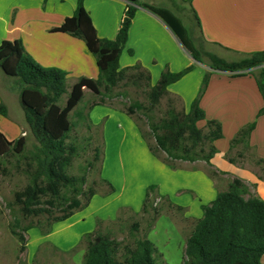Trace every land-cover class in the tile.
<instances>
[{"label":"crops","instance_id":"1","mask_svg":"<svg viewBox=\"0 0 264 264\" xmlns=\"http://www.w3.org/2000/svg\"><path fill=\"white\" fill-rule=\"evenodd\" d=\"M173 1L180 6L188 3L192 12L195 11L200 22L197 38L203 40L204 45L212 46L218 56L236 60L264 50V0ZM84 4L98 35L113 39L128 1L85 0ZM76 5L77 0L69 3L66 0H0V44L6 40H21L25 50L39 64L67 71V81L72 80L73 84L81 77L97 78L95 57L84 41L52 31L73 15ZM174 5L172 2V10L160 7L178 16L179 8ZM135 64H141L150 72L152 85L157 84L163 71L180 72L193 66L179 81L168 86L170 96L180 100L185 112L197 98L206 72L211 73L200 99L206 120L200 121L198 126L206 129L207 120L220 122L222 138L214 141L217 153L209 164L176 160L171 166L152 153L133 117L108 104L94 106L89 112L92 124L103 123L104 155L100 164L103 193L98 191L84 210L67 220L71 222L65 232L69 237L64 235L63 244H69L70 236L75 233H78L77 243L84 234L96 229L98 219L107 224L125 221L126 212L143 215V199L149 186H155L152 196L165 207L157 221L163 214L172 216L182 235L188 230L186 227H190L191 233L202 216L201 205L212 202L219 192L227 191L234 179L242 180L249 186L250 194L264 200V114L258 117L264 101L255 77L249 73L235 77L196 62L160 17L139 6L120 57L122 68ZM20 89L21 85L0 68V103L6 106L8 113L6 117L0 116V132L9 141L28 134L24 112L21 114ZM89 93L93 94L85 89V96ZM11 99L19 101L18 113L10 104ZM254 121L256 127L248 142L232 147L231 141L239 130ZM108 183L115 192L109 193ZM169 205L183 207V210H173ZM174 213L179 216L177 220ZM157 221L146 234L147 238L150 239ZM190 233L183 235L184 250ZM55 236L52 233L49 238Z\"/></svg>","mask_w":264,"mask_h":264},{"label":"trees","instance_id":"2","mask_svg":"<svg viewBox=\"0 0 264 264\" xmlns=\"http://www.w3.org/2000/svg\"><path fill=\"white\" fill-rule=\"evenodd\" d=\"M85 0H77L72 16L67 17L61 26L53 32L69 34L84 41L88 51L95 57L97 78L81 77L68 90V72L57 67H44L39 64L24 48L21 40L3 41L0 44V68L9 77L18 78L22 85L20 99L28 130L36 144L28 150V137L21 136L9 141L0 132V166L10 157L24 161L29 182L14 194V205L23 219L46 216L47 229L50 232L57 222L70 219L75 213L84 210L93 196L98 194L95 184L86 187L87 173L70 175L68 170L79 156V147L72 140V133L77 126H85L88 131L102 129L103 123L93 125L89 112L76 111L83 101L85 89L90 90L100 101L93 100L91 110L96 105H107V99L116 94L121 85H134L145 90L148 105L135 101L125 111L131 117L142 111L147 120L156 146L149 144L152 153L173 166L176 160L210 163L217 153L214 141L222 138V127L217 120L206 121V131L198 126L206 120V113L200 106L210 72H206L197 98L188 112L178 111L170 102L163 119L155 121L150 116L161 99L170 96L168 86L179 81L190 72L189 66L180 72L163 71L157 84L152 85L150 72L141 64L122 68L120 57L125 48L132 21L137 8L143 7L160 17L174 32L192 58L212 70L229 72L232 76L252 74L257 82L264 101V50L250 53L236 60H228L213 52L204 51V42L192 36L181 18L170 9L155 6L140 0L128 1L127 9L116 36L113 39L102 38L93 24L90 13L85 8ZM200 28L197 14L193 11ZM132 54L133 52L130 51ZM119 94V93H118ZM67 95L64 105L61 99ZM7 109L0 103V116H7ZM264 114V105L258 117ZM256 127V121L239 130L231 141L234 147L247 143ZM144 138H146L145 134ZM102 140V138H101ZM147 140V138H146ZM162 151L166 157L159 155ZM104 155V142L94 147L93 157L85 169L95 168ZM109 184V193L115 192ZM155 186H149L143 202L142 212L154 214V223L162 213L156 208L152 196ZM249 195V197H247ZM173 210L183 207L169 205ZM164 208V207H163ZM162 210V211H161ZM202 216L197 219L186 241L182 264H263L264 256V200L250 194V189L240 179H234L228 190L219 192L216 198L201 205ZM57 212L60 214L58 215ZM11 226V233L20 242L25 243L19 231L20 218ZM104 221L98 219L96 229L82 237L85 244L83 264H159L163 256L157 246L146 235L138 236L140 224L134 222L130 227L132 240L123 243L115 239L111 230L103 231ZM153 224H149L151 228ZM37 225L22 227L27 232Z\"/></svg>","mask_w":264,"mask_h":264},{"label":"rangeland","instance_id":"3","mask_svg":"<svg viewBox=\"0 0 264 264\" xmlns=\"http://www.w3.org/2000/svg\"><path fill=\"white\" fill-rule=\"evenodd\" d=\"M69 3L70 0H66ZM141 2H149L155 6H166L171 8L172 2L176 5L174 7L179 11L176 12L178 16L183 20L185 26L190 30L193 37L197 38V22L194 14L188 3H184L180 6L173 0H140ZM180 6V7H178ZM204 51L215 52L212 46L204 45ZM20 85L21 81L18 78H14ZM73 84L72 80L67 81L68 90L71 89ZM119 93V94H118ZM67 99L65 95L60 104L64 105ZM93 100L100 101V98L93 94H87L83 101L77 106L76 111L84 110L89 112V106ZM135 101L141 102L144 105H148V101L145 95V90L141 87L134 85L121 84L116 89V94L111 99H107L105 102L115 108L126 110ZM170 102L178 111H184L180 100L176 97L165 96L161 99L160 104L151 111L150 116L155 121H159L165 117V113L169 108ZM10 104L16 110V113L20 111L19 101L11 99ZM20 109V110H19ZM23 113V108L21 114ZM133 118L140 125L143 134H145L148 142L153 147L156 146L155 139L151 134L149 121L142 111H138L134 114ZM27 129L28 126L25 124ZM204 132L206 129H203ZM28 150H32L36 142L28 130ZM75 141L79 147V156L74 160L72 166L68 170L70 175H80L87 173L86 187L95 184L98 191L103 193L102 181L100 174L98 173L99 164L95 168L85 169L88 167V162L93 157L94 147L100 146L101 131L100 129H93L88 131L84 126H77L72 133V140ZM159 155L166 157V155L159 151ZM26 165L24 161L18 163L17 158L10 157L4 160L0 166V264H83V258L85 254V244L82 238L78 240V233L75 236H70L71 240L68 243L63 244L62 239L66 235V229L71 222H57L53 225L50 232L44 233L43 230L47 229V217H32L23 219L19 215V210L14 205V194L16 191H20L29 182L28 174L26 173ZM145 199V196H144ZM143 199V201H144ZM153 203L155 207L160 209L163 204L161 200H155ZM166 204V203H165ZM161 205V206H160ZM165 208V207H164ZM161 207V209H164ZM161 210V211H162ZM168 212V211H167ZM59 215L60 213L57 212ZM174 217H179L174 213ZM16 218H20L19 231L25 238V243L11 233V226L16 225ZM123 219L125 221L115 223H104L101 226L103 231L107 229L111 230L112 236L123 242L127 243L132 240L130 227L134 222H139L140 228L137 233L138 236L146 235L149 230V224H154V214L150 211L147 214L135 216L129 212L124 214ZM70 220V219H69ZM28 224H35L27 232H22V227ZM153 226V225H151ZM186 226V225H184ZM89 227V226H86ZM188 230H184V236H188L190 233V227H186ZM55 233L54 238H49V235ZM172 216L161 215L160 219L156 223V228L150 236V240L157 246L159 252L163 255L160 258L159 264H182L184 258V236H183ZM69 234L66 235V238ZM147 236V235H146ZM65 238V239H66ZM67 240V239H66ZM62 243V244H61ZM72 245V246H71ZM70 246V247H68Z\"/></svg>","mask_w":264,"mask_h":264}]
</instances>
